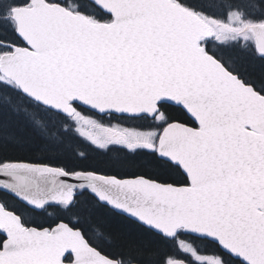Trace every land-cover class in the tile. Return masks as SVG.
<instances>
[{"label": "snow or ice", "instance_id": "obj_1", "mask_svg": "<svg viewBox=\"0 0 264 264\" xmlns=\"http://www.w3.org/2000/svg\"><path fill=\"white\" fill-rule=\"evenodd\" d=\"M0 264H264V0H0Z\"/></svg>", "mask_w": 264, "mask_h": 264}, {"label": "rangeland", "instance_id": "obj_2", "mask_svg": "<svg viewBox=\"0 0 264 264\" xmlns=\"http://www.w3.org/2000/svg\"><path fill=\"white\" fill-rule=\"evenodd\" d=\"M106 120H107V118H106Z\"/></svg>", "mask_w": 264, "mask_h": 264}]
</instances>
